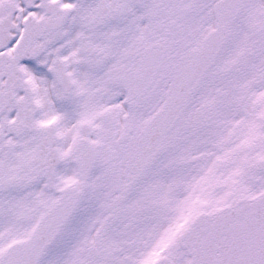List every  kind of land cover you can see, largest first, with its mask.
Returning <instances> with one entry per match:
<instances>
[{
    "label": "snow or ice",
    "instance_id": "snow-or-ice-1",
    "mask_svg": "<svg viewBox=\"0 0 264 264\" xmlns=\"http://www.w3.org/2000/svg\"><path fill=\"white\" fill-rule=\"evenodd\" d=\"M0 264H264V0H0Z\"/></svg>",
    "mask_w": 264,
    "mask_h": 264
}]
</instances>
